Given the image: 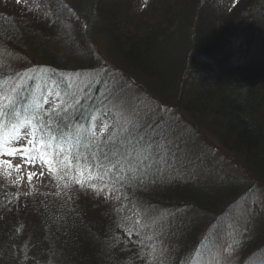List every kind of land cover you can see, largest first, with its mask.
I'll return each mask as SVG.
<instances>
[{
  "label": "trees",
  "instance_id": "1",
  "mask_svg": "<svg viewBox=\"0 0 264 264\" xmlns=\"http://www.w3.org/2000/svg\"><path fill=\"white\" fill-rule=\"evenodd\" d=\"M27 1L31 9L28 15L36 19L40 33H35L33 26L24 21L27 14L23 19L15 20L0 13V52L5 54L4 58L10 56V60L16 61L17 57L32 54L31 58L25 59L31 63L30 67L48 66L43 65V61L57 67L62 62L65 67L73 61L74 65H70L86 68L93 60V51L92 42L85 41L84 37L93 25L102 27L109 46L125 71L145 79L150 83L147 89L155 99L188 114L196 120L199 129H204L225 149L242 157L250 175L264 185V0L240 1L228 11L227 19L225 0H154L153 4L152 0H146L150 5L141 17L130 15L133 0ZM242 3L250 8V12L246 20H240L236 27L234 19L239 18ZM60 24L63 28L66 25L68 31L73 29L71 38L63 37ZM232 30L240 32L233 33ZM31 31L37 35H29ZM21 38L36 40V43H30L25 51L19 43ZM51 42H55V48L63 49L64 58L49 47ZM75 46L86 48L85 55L78 60L74 59L78 50ZM236 49L249 56L245 57L247 70L228 76L225 68L231 66L230 54ZM11 64L8 60L5 62L4 65L10 67L7 72L4 69L8 67L0 63V84L2 88L6 86L3 88L4 103L13 102L15 110L23 114L27 111L26 106L30 105L27 103L29 89L27 91L26 84L15 87L10 81L15 74ZM90 108L88 105L89 114L94 111ZM76 109L69 111L67 116L72 119V114L77 113V119L81 110L79 106ZM89 114L85 116L88 123ZM11 119L6 116L5 123ZM59 123L63 129L65 123ZM53 128H56V123H53ZM96 129L97 140L90 152L84 145L76 144L72 147L74 154L78 148L80 155L89 152L97 156L105 149L107 153L113 151L111 144L101 142L113 133L102 136L101 125ZM112 129L117 131L116 127ZM70 144L71 141L66 143L65 148ZM101 162L107 170L108 160ZM111 184L107 188L97 185L96 189L113 190L117 202L122 201L123 194L136 193V197L120 209L113 208V213L108 209L110 214L107 210L97 209L96 205L93 214L74 203L63 209L62 205L53 203L52 214L44 212L43 231L33 241L37 243L40 236L47 237L45 247L38 254L39 259L44 253L41 259L48 256L46 260H40L43 264H136V257L143 258L146 250L148 252L141 240L143 227L135 226V222L126 226L123 210L126 206H134L138 200L144 204L149 202L145 186L142 184L131 189L130 186L124 188L118 184L113 187ZM176 187L187 196L184 198L177 192L178 198L192 201L202 209L208 206L202 200L206 196L191 185L186 189ZM100 197L105 200L104 195ZM8 217L5 211L0 210V226L5 228L4 234L15 237V242H7V248L2 246L0 250V262L4 263L7 257L11 260L12 255L25 259L33 252L19 248L22 246L18 238L20 232L12 228ZM51 249L52 253L47 252ZM144 263L149 264V261L144 260Z\"/></svg>",
  "mask_w": 264,
  "mask_h": 264
},
{
  "label": "rangeland",
  "instance_id": "2",
  "mask_svg": "<svg viewBox=\"0 0 264 264\" xmlns=\"http://www.w3.org/2000/svg\"><path fill=\"white\" fill-rule=\"evenodd\" d=\"M240 1L248 0H225L223 5L227 6L226 19L230 15L228 11ZM149 5L146 0H133L129 8L130 15L140 16L148 10ZM44 9L47 10L46 7ZM58 12L62 15L60 8ZM249 12L250 8L242 3L240 16L234 19L236 27L240 20H246ZM0 13L15 20H21L27 14L24 21L33 26L35 33H40L36 19L28 15L31 9L27 0H0ZM66 15L72 18L70 14ZM73 15L76 16L75 13ZM60 28L64 32L63 37L71 38V33L74 32L72 28L68 31V27L65 25L63 28L61 24ZM104 32L106 33L102 27L93 25L88 35H85L84 40L92 42L93 51V60L86 68L73 66V61L65 64V67L62 62L57 67L48 61H43V65L48 66L30 67L31 63L25 59L31 58L32 54L17 57L14 61L10 60V56L4 58L5 54L1 52L0 63L8 67L4 65L5 62H12L11 65L14 66L11 69L15 74L10 81L15 87L26 84L27 91L29 89L27 103L30 105L26 106L27 111H31L33 101L41 95H47L49 91H64L71 86L70 90L82 103L79 105L81 114L77 119V113H73L72 119L63 116L60 121L61 124H69V130L76 126V121L79 125L85 124V116L89 114L87 106L91 105L90 109L93 108L94 111L89 114V124L103 118L104 125L116 127V132L120 127L135 124L138 127V146L150 141L159 142L160 132L165 133L163 158H158V164L144 176L142 183L130 181L123 186H130L132 189L143 184L148 193V203H140L138 200L134 206H126V210H123L126 226L135 222V226L143 227L141 240L148 252L146 250L143 258L136 257V264H145L144 260L149 261V264H264V185L250 175L242 157L225 149L204 129H199L194 118L173 109L171 104L155 99L148 91L150 83L145 79L125 71L109 46ZM35 33L31 31L29 35L34 37L37 35ZM33 42L36 43V40L21 38L19 41L25 51ZM49 47H53L64 58L65 52L55 48V42H51ZM75 47L78 50L74 59L78 60L85 55L86 48ZM230 55L231 66L225 68V74L232 76L247 70L245 57L249 56L237 49ZM9 68L4 70L8 72ZM52 83L60 88H51ZM7 99H11V96ZM46 110H50V107ZM24 131L25 129H21L22 133ZM141 136L145 137L143 141L140 140ZM110 138L117 141L119 139L114 134H110ZM23 143L21 140L15 146ZM115 151L113 147V151L108 153L113 162H116L113 156ZM0 160L10 161L13 165L12 169L0 166V210L9 215L12 228L20 232L18 238L22 241V246L19 245V248L22 251L25 248L27 251L33 250L25 259L12 255L11 260L7 257L5 263L1 261L0 264H43L48 256L41 259L44 253L39 259L38 254L45 247L47 237L40 236L37 243L33 241L42 233V215H45L44 212L52 214L53 203L62 205V209L67 204L74 203L81 209L91 210L93 214L96 212V205L99 210L108 212L109 209L113 213V208L120 209L136 197V193L123 194L122 201L117 202L113 190L81 189L75 184L70 190L63 187L58 189L57 181L40 160L30 164L21 155L0 156ZM17 164L22 165L19 170L15 169ZM6 172H10V176ZM29 172L37 173L31 183L28 181ZM41 172L44 173L43 176L39 175ZM120 174L123 175L122 172ZM59 183L63 186L65 181L61 180ZM117 185L115 181L111 184L113 187ZM176 185L185 189L191 185L206 196L202 200L208 206L202 209L192 201L178 198L179 187ZM179 193L184 198L187 197L186 194ZM100 195H104L105 200ZM138 198L142 199L141 196ZM4 232L5 228L0 226L1 251L2 246L7 248V242H15V237ZM47 252L52 253V249Z\"/></svg>",
  "mask_w": 264,
  "mask_h": 264
},
{
  "label": "snow or ice",
  "instance_id": "3",
  "mask_svg": "<svg viewBox=\"0 0 264 264\" xmlns=\"http://www.w3.org/2000/svg\"><path fill=\"white\" fill-rule=\"evenodd\" d=\"M50 87L60 88L55 83H52ZM70 89L71 86H68V89L64 91L58 90L55 93L49 91L47 95H41L39 99L33 101L30 106L31 111L21 114L12 106L13 102L9 101L8 105L4 103L3 88L0 84V156L21 155L22 159L30 164L40 160L47 167L52 178L57 181L58 189L63 187L70 190L75 184L81 189L95 190L97 185L107 187L113 181L121 187L130 181L142 183L144 176L158 164V158H163L165 133L160 132L159 142L150 141L138 146L136 139L138 127L135 124L130 127H120V130L116 132L110 126L104 125L102 120H93L92 124L85 122L82 126L76 121V126L72 127L71 131L67 123L61 129L59 122L63 116H67L69 111L82 103ZM49 107L50 110H46ZM6 116L12 117L8 124L4 120ZM53 123H56L55 129ZM9 124L10 129L6 130ZM97 124L101 125L102 136L105 133H113L114 136L119 137L118 141L114 138L101 141L103 144H111L116 149L113 154L116 162L109 158L106 149L100 151L97 156L89 154L97 140ZM21 129L25 131L22 133ZM144 139V136L140 137L141 141ZM21 140L24 143L15 146ZM69 141L72 144L65 148V144ZM76 144L84 145L89 152L80 155L78 148L77 153L74 154L72 147ZM102 160H108L107 170ZM0 166L5 169L13 168L10 161L6 160H0ZM21 166L17 164L15 169L19 170ZM121 172L123 175L120 174ZM138 173L142 175H137ZM5 174L10 176V172ZM43 174V172L39 173L41 176ZM36 175L35 172H29V183ZM61 180L65 181L63 186L59 183Z\"/></svg>",
  "mask_w": 264,
  "mask_h": 264
}]
</instances>
